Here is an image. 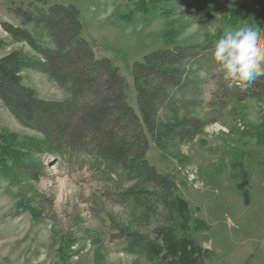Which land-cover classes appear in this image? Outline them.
<instances>
[{
    "label": "rangeland",
    "instance_id": "obj_1",
    "mask_svg": "<svg viewBox=\"0 0 264 264\" xmlns=\"http://www.w3.org/2000/svg\"><path fill=\"white\" fill-rule=\"evenodd\" d=\"M262 1L0 0V59L13 52L34 56L4 24L51 47L45 33L15 11L34 18L53 4L72 5L95 57L110 59L125 78L128 104L137 112L133 63L157 50L215 44L224 30L241 25L264 32ZM213 73L217 80L210 79L188 112L206 127L190 143L169 139L161 146L147 133L146 160L174 182L197 221L184 233L201 247L195 264H264V103L230 100L225 92L232 84L219 70ZM17 76L37 98H67L39 73L19 69ZM27 138L41 140L0 101V145L12 139L22 159H41L45 166L37 183L0 167V264H61L67 253V264H170L148 256L149 245L162 246L163 227L153 219L143 223L132 205L108 201L105 186L89 172L68 173L53 157L26 146ZM70 240L75 245L69 251Z\"/></svg>",
    "mask_w": 264,
    "mask_h": 264
},
{
    "label": "trees",
    "instance_id": "obj_2",
    "mask_svg": "<svg viewBox=\"0 0 264 264\" xmlns=\"http://www.w3.org/2000/svg\"><path fill=\"white\" fill-rule=\"evenodd\" d=\"M263 9H264V0ZM45 33L51 47L27 32L3 25L13 39L33 51L32 58L11 53L0 59V101L25 126L41 137L27 138L26 146L37 154L53 157L71 173L85 169L101 185L103 196L114 204L132 205L142 213L143 223L153 219L161 227L163 241L149 245L170 264H195L201 247L184 233L192 219L174 182L149 166V140L157 146L169 139L190 143L207 123L189 117L199 105L204 86L220 70L213 59L214 44L177 46L148 53L131 65L137 112L127 100L128 84L108 58H96L83 37L78 10L72 5L53 4L36 17L15 11ZM19 69L39 73L64 91L66 99L37 98L21 85ZM202 74L203 77L200 75ZM228 94L236 103H264V77L254 83L229 81ZM240 86V87H239ZM182 114V118H178ZM0 145V167L8 175L37 183L45 166L41 159H22L13 143ZM35 146V148H32ZM68 250L75 245L70 240ZM72 246V247H71ZM67 253L61 264H67Z\"/></svg>",
    "mask_w": 264,
    "mask_h": 264
},
{
    "label": "clouds",
    "instance_id": "obj_3",
    "mask_svg": "<svg viewBox=\"0 0 264 264\" xmlns=\"http://www.w3.org/2000/svg\"><path fill=\"white\" fill-rule=\"evenodd\" d=\"M213 59L226 80L254 83L264 77V32L251 24L224 30L214 44Z\"/></svg>",
    "mask_w": 264,
    "mask_h": 264
}]
</instances>
